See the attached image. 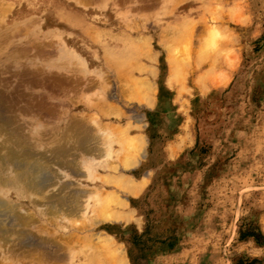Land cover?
I'll use <instances>...</instances> for the list:
<instances>
[{
  "label": "rangeland",
  "instance_id": "374dc122",
  "mask_svg": "<svg viewBox=\"0 0 264 264\" xmlns=\"http://www.w3.org/2000/svg\"><path fill=\"white\" fill-rule=\"evenodd\" d=\"M125 128L133 153L117 142ZM93 134L109 156L83 154ZM7 148L70 153L83 175L62 171L65 183L90 210L50 227L0 185L49 244L0 242V264H110L112 247L124 264H264V0H0V157ZM121 177L141 185L135 196ZM111 194L122 218L99 221ZM64 225L87 230L65 240Z\"/></svg>",
  "mask_w": 264,
  "mask_h": 264
},
{
  "label": "bare ground",
  "instance_id": "6f19581e",
  "mask_svg": "<svg viewBox=\"0 0 264 264\" xmlns=\"http://www.w3.org/2000/svg\"><path fill=\"white\" fill-rule=\"evenodd\" d=\"M53 80H55V78ZM132 81L130 82L129 87H130L131 95L134 96L139 94V83ZM145 95L147 99L150 101L153 95V88L151 86L147 85L145 90ZM71 123H72L71 124L72 127L76 125L75 120L73 121L71 120ZM86 130L88 129L86 128ZM128 131H129L128 128L122 130L119 129L117 131L118 132L117 134H119L117 136V142L118 143L123 142L122 145H127V148L129 147L130 150L129 152L133 153L135 152V146L133 145H136L137 141H139V138H137L135 142L133 137H128L127 134ZM90 136H88L89 137L87 138L88 140H90ZM75 137H77L79 140V138L81 139V137L83 136L81 135L80 132V135ZM84 137L86 138V136ZM94 138L96 139L97 136H95ZM92 139L91 141H93ZM96 140L90 143V145H92L90 146V148L88 147L89 145L88 146L82 145L84 146V148L82 147L81 149L85 150L83 154L85 153V155L90 156L89 158H91L92 156L93 159H98V160L101 159L102 157L104 158L109 156L108 151L104 152L102 148L98 147L99 145V144L97 145L98 140L97 141ZM64 152L65 151L62 152L49 151V155L36 156L32 153L27 152L24 149L22 150V148L18 151H13L11 148H7L6 153L3 154L4 156L0 157V167H2V170L0 168V171L3 172L5 170V166L9 165L11 166L10 167L11 169H9L10 173H12V177L9 178L0 177V185L4 187L6 186L13 188L16 191L17 195L20 197L22 195H25L29 200L30 204L33 206V208H35L36 211L41 216H43L42 222L46 223L50 227H56V228H63L62 225L63 222L61 221L64 218L66 217L84 218L90 210L88 203L89 193H87L86 191H82L83 189L78 190L76 188H72L71 190L70 186L73 187L75 183L73 182L65 183L66 174L65 173L63 174L62 171H66L71 176H79L81 174L83 175V173L79 171L78 165L75 162V158L69 159L68 157H71L70 153L68 154L67 151L65 153ZM128 165L130 164L123 166H125L126 168L128 167ZM52 166H55L56 169H53ZM51 171L60 174V176H57V180H55V176L51 174ZM117 183H118L117 185L119 186V188H121V190L128 192L132 196H135L137 192H139L140 190L139 187L141 186V185L139 186V183L134 182L132 178L121 177L117 180ZM49 188H53V190L52 189L50 190L49 193L50 195L46 194ZM113 194H111L113 198L110 197L111 200L110 202H108L107 204L108 206H105L104 209L102 210L103 212H105V216L107 219L103 218L100 219L99 221H103V222L105 220L117 221L120 218H122L118 213L112 212L111 209L117 207H124L125 203L122 200H120V198L118 197L115 198ZM82 197H85L86 199L82 200ZM100 200L102 202V199ZM32 223H36L34 218L32 216H28V217L25 216L23 214V209L20 206L13 204L12 205L4 204L0 202L1 244L9 245L10 248H15L17 251L32 247H42V246L46 247V245H49L46 242H44L43 239H41V236L37 235L36 233H31L30 231H28L27 227L30 226ZM43 228L44 227L39 226L37 228V231H44ZM65 228L68 229V233L65 235L66 236L65 240L73 239L74 236L76 239H79V237L76 236L74 232H81L87 230L86 227L69 228L65 226ZM101 237L111 239L105 234H102ZM27 241L29 243L25 244V242ZM102 244L100 245L101 248L105 246V242H103ZM108 258L109 259L107 260V262H109L110 264H124V259L122 256L121 249H119L118 247L116 248L112 247V249L109 252Z\"/></svg>",
  "mask_w": 264,
  "mask_h": 264
}]
</instances>
